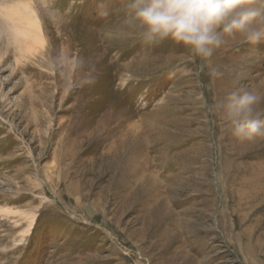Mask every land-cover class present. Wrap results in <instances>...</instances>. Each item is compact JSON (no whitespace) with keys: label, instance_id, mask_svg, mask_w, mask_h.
<instances>
[{"label":"rangeland","instance_id":"obj_1","mask_svg":"<svg viewBox=\"0 0 264 264\" xmlns=\"http://www.w3.org/2000/svg\"><path fill=\"white\" fill-rule=\"evenodd\" d=\"M37 1L43 49L0 59V264H264V136L208 111L264 95V42L213 77L170 40H104L123 0Z\"/></svg>","mask_w":264,"mask_h":264},{"label":"clouds","instance_id":"obj_2","mask_svg":"<svg viewBox=\"0 0 264 264\" xmlns=\"http://www.w3.org/2000/svg\"><path fill=\"white\" fill-rule=\"evenodd\" d=\"M107 17L98 29L107 41L140 42L154 46L170 40L193 58L208 61L213 77L223 76L211 65L216 50L230 41L264 42V0H123L116 18ZM264 95L236 88L208 109L222 130L241 142L264 136Z\"/></svg>","mask_w":264,"mask_h":264},{"label":"bare ground","instance_id":"obj_3","mask_svg":"<svg viewBox=\"0 0 264 264\" xmlns=\"http://www.w3.org/2000/svg\"><path fill=\"white\" fill-rule=\"evenodd\" d=\"M59 2H58V0L49 1V7L47 8V11L56 12L53 10H55V8H56V6H58ZM33 3L34 2H32V0H0V59L10 55V56H15L17 63H20V61H22L23 59H26V57H29V56L34 57V55H36V53L38 54L39 49L40 50L43 49L44 43H45V35L43 33V30H42L41 22L39 21V18H40L39 14H38L39 8H36V6ZM41 3L42 2H40V4ZM59 9H61V8H59ZM52 18L54 19V16ZM59 22L61 23V21H59ZM54 25H55V23H54ZM58 30H59V28H58ZM67 50H69V49L66 48L65 51H67ZM6 66H7V64H6ZM139 68L141 69L140 65H139ZM139 68H136L134 70L136 72H138V71H140ZM1 69H2V67H1ZM22 69H24V68H22ZM7 70H9V69H7ZM145 71H146V69H145ZM25 74H27V73H25ZM139 74L140 73L138 72V75ZM54 77H55V75H54ZM29 79H31V78H29Z\"/></svg>","mask_w":264,"mask_h":264}]
</instances>
